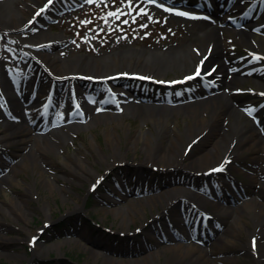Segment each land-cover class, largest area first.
Wrapping results in <instances>:
<instances>
[{"label":"rangeland","instance_id":"rangeland-1","mask_svg":"<svg viewBox=\"0 0 264 264\" xmlns=\"http://www.w3.org/2000/svg\"><path fill=\"white\" fill-rule=\"evenodd\" d=\"M39 1L41 0L35 1L36 4ZM130 2L131 9L128 7L129 0H94L91 4L87 3L83 9L73 12L53 2V5L48 7V11L54 13L42 27H38L40 31L36 28L37 26L35 27L37 24H34L33 27L36 29L32 31L30 29L32 32L30 33V23L27 20L24 21L29 16V11H25L24 15L18 13L15 24L23 21L24 23L13 34L19 36L18 38L15 37L17 41L35 43L42 40L41 44L47 43L46 52L51 53L53 57H61L62 59L58 60L61 67L65 65L63 60L69 59L70 54L84 53L92 55L96 53L101 56L107 55L113 50L121 52L123 60L122 64L119 65L120 70L114 76L113 81L107 84L121 86L123 87L122 90L128 92V94L131 92L129 89H131L147 98H168L171 95V90H166L162 83L170 80L177 81L188 72H192L196 63L186 67L170 66L156 69L150 64V66L140 64L136 60L143 59L142 61H144L153 52L160 54L158 56H167L169 50L172 49L171 52L174 53V50L179 51L185 46L195 53L192 40L189 37L191 32H194V27L198 28L203 21L187 20L174 12L164 11L155 4H148L145 0H130ZM29 8L33 9L34 7L31 5ZM141 8L146 10L147 15H137ZM117 9L124 13L131 12V14L121 15L119 19L108 17V23H105L104 17L107 16V13L115 12ZM133 16L136 17L135 22L132 20ZM149 16L152 17V20H149ZM11 20L9 17L4 18L3 21L0 20V46H2L0 56H3L6 65H12L14 70H22L17 63H14L15 57L19 55L21 50L13 41L3 37L5 29L1 27V24L12 23ZM124 20H127L128 23L124 24ZM81 21H91V23L84 24ZM142 24H147V27L142 28ZM197 28L195 30H199ZM247 32L249 40L244 42H241L235 36V31L230 27L224 33V35L230 36L235 41L231 49L233 57L242 58V61H235L236 63H233V65L244 66L247 64L246 62L243 63V60L250 59V51L264 52L263 48L250 45V43L261 37L260 33L253 35L251 30ZM55 38L67 39L68 42L62 43L59 40H54ZM64 47H67V50L65 49L60 53L61 55H58L57 53ZM255 63L264 72V61L259 59ZM67 68L63 71L72 69L77 71L78 69L74 62H70ZM105 68L101 69L109 71L114 67ZM200 69L202 71L203 67L201 66ZM38 71L41 82L46 81L44 84H48L52 81V75L47 67L40 68ZM78 76L82 78V81L88 83L95 92L97 91V94L105 92L104 95L107 96L106 88L109 85L107 86L103 81L97 80L96 77ZM139 77H145V79ZM257 77V75L248 74L239 83L242 90L237 94L244 103L249 102L255 108L262 101L260 96H255L257 88L254 81L257 80ZM5 80H0V90L4 93L6 101H9L6 95L10 94V90L6 89L8 81L4 82ZM57 81H59L58 84L61 87L62 80L58 79ZM192 84L195 89L200 88L198 79H193L182 85H175L171 89H173L172 91L181 90ZM79 86L81 87V85ZM222 86L219 83L217 90L224 93L225 89H222ZM199 90L205 91L202 87ZM130 95L132 96L133 93L131 92ZM107 97L109 98V96ZM110 98L113 99L114 97ZM31 99L37 104L33 114L38 118L41 111H43L41 105L46 102V98L38 100L31 93ZM94 105L97 106V103H94ZM126 106L122 108L123 117L121 120H115L116 124L105 111L101 110L97 113L98 116H101L99 117L101 120L89 127L86 122H91L92 119L84 121L85 123H77L76 126L61 129L55 124L46 123L47 119L45 117L42 118L43 130L42 128L39 131L33 130L28 142L34 141L32 136L41 132L47 136L52 147L46 150H37L36 155L32 158L27 156L26 159H23L25 161L24 165L18 164L20 158L27 151L24 142L14 140L10 145L0 147V159L3 160L4 166L7 167L11 162H16L13 176L16 178L14 180L18 182H13L9 177L0 180V264H107L103 262V253L128 261L141 258L144 254L155 250H162L164 246L171 244V238L175 241L180 240L177 232L172 228L180 221L179 217L182 216L175 208L162 209L161 205L156 202L155 204L153 202L151 204L142 201L136 202L135 214L125 224H121V215H115L113 211L106 210L107 208L121 206L122 212L127 215L130 210V208L129 210L126 208L127 201L143 200L146 195L158 194L160 192L159 188L162 186V184H159L161 180L172 182L173 186H184L183 182H188L187 180H192L195 184L205 182V185H207L201 191H194V189L184 186L198 196V198L190 199L191 204L197 206L200 212L202 211L203 216L206 215L209 218L211 215V218H207L205 222H202V224L207 225L208 232L211 230V234L214 235L210 241L202 237L203 235L194 234L193 231L190 232L192 227L196 228L195 226L185 225L190 234H188V239L182 240L183 243L196 242L198 246H201L204 241L208 246L215 241L213 248L209 250L211 262H201L199 264H264V231H258L255 228L256 226L254 227L255 220L260 218L254 215L257 208L254 212L251 209L242 212L239 221L236 223L233 222V216L227 217L223 223L222 221L216 223L215 218L220 215L221 208L218 204L213 205L207 201L210 199L207 194L211 196L221 194L224 200L228 202H225V204L234 207L236 203L233 202V198L238 201L250 196L251 192L248 185L256 187L260 185L257 182L252 183L249 176L251 174L250 166L253 163L252 158L257 155V150L255 148L247 149L239 155L238 159L233 160L236 170L227 169V166L224 167L227 175L235 172L237 176V179H234V183L231 184L238 187V192L233 194V198L228 197L227 193L234 188L229 187L224 192L219 188L220 186L214 183L217 178L219 182L227 180L218 172L203 176L192 171L193 175L191 174V176L183 173L184 176L181 178L161 179L169 178L171 172H159V170L153 168L149 171V178H143L144 176L137 172L141 168L139 163L146 160L142 151L143 145L139 141L135 147L127 148V138L138 133V131L143 132V134L151 131L154 134V129L150 121L141 120L145 116L143 110L134 106L132 109ZM105 110L107 111V109ZM171 111L172 113L175 112L174 110ZM2 112L3 108L0 103V130L4 128L2 126L3 122H1ZM111 112L114 114L115 111ZM176 116L179 131H182L180 140L177 141L178 146L181 148L183 146L181 140H186V133L183 131L186 128L185 122L188 118L183 110L177 113ZM202 116H207V113L203 112ZM104 118L106 119L104 120ZM221 121L222 119L219 120V123ZM246 121L255 123L254 116L249 115V119L245 120L244 117L239 115L240 123ZM164 122L161 125L160 137H151V140L156 143V145L151 143L155 146L154 154H158L161 148L166 150V147H168L166 145L173 136V131L169 132L172 125L167 124L166 121ZM107 126L112 134L118 138V146L113 148L122 155L124 160L123 162H117L118 165H108L110 163V151L112 150L106 141L105 128ZM221 128L222 126L219 125V129H213L202 141L199 140L200 148H204L205 141H209L207 143L208 147L211 146L212 137L210 135H213L214 138L219 137L218 139L222 144L226 143V135L223 136L224 139L221 137L222 133L228 132H223L228 128ZM54 130H58L55 135L50 134V131ZM18 134L24 136L27 131L18 129ZM187 142L189 145L187 144V147L182 148L185 152H190L191 156L200 154V148L191 147L193 143L189 140ZM16 154L21 155V157L14 158ZM150 161L158 163L155 158H151ZM37 164L46 169L47 173L45 174L50 179L43 178V174L38 171ZM209 166L210 164L200 166L199 172ZM71 167L75 172L70 170ZM195 168H197L196 164L193 165V169ZM3 172H8V169ZM123 174L128 176L127 179H122ZM94 183L95 186L91 188V184ZM121 183L125 184L126 187L125 190H123V187L120 188V192L125 194L123 200L118 197L119 190L116 189ZM240 187L241 189H239ZM262 188L264 189V186ZM4 194L12 196L16 203L22 206L24 213L22 216L17 214L13 207L9 208ZM112 197L118 203L110 205L108 201ZM225 204L223 203L221 206ZM89 219L93 222L92 224ZM226 221H229V223ZM63 224L67 227L62 230L60 227ZM162 226L166 228V232H169L168 230L170 232L160 231L159 228ZM35 232L38 233V237L31 243L29 235ZM224 235L228 239H223L222 236ZM219 237L220 239H218ZM60 241L62 244H58ZM94 243L102 245L96 247ZM257 246L259 250L256 249ZM108 248H112L111 250L114 253L107 251ZM94 250L101 252L100 255L96 257ZM11 254L21 256L13 258L10 256ZM169 255L170 251L165 249L155 260L150 261L148 264H191L187 262L186 258L173 259L172 263H168ZM29 259L31 260L28 263Z\"/></svg>","mask_w":264,"mask_h":264},{"label":"bare ground","instance_id":"bare-ground-1","mask_svg":"<svg viewBox=\"0 0 264 264\" xmlns=\"http://www.w3.org/2000/svg\"><path fill=\"white\" fill-rule=\"evenodd\" d=\"M35 1L38 0H0V20L3 21L6 17L12 19V23H5L4 25L1 24V27L5 29L3 37L13 41L21 50H18L19 55L15 57L14 63H17L23 69L24 74L29 75L36 74L37 72H39L38 70L40 68L47 67L50 70L52 81L48 83L47 86L51 87V89L53 90V94L56 96H53L54 102L52 106H43L44 108H46L44 109V113L42 115L44 117H47L48 124H58L62 122L66 123L68 121L72 122V124L70 123L71 125L67 126L64 123L61 126V129H65L67 127L76 126V122L78 121H88L89 119H92V123L86 122V125L88 127L92 126L97 121L101 120V118H99L101 116H98L96 114L97 106L92 104L96 100L97 96L95 94H89V92H86L87 90L92 89H90L89 84L82 81V78H80L78 75L96 77L97 80H101L107 84L113 81L114 76L119 72L118 70H120L119 65L122 64L123 60V56L121 55L122 53L113 50L110 51L107 55L101 56L96 53L92 55H86L84 53L70 54L69 59L63 60V64L65 65L61 67L58 60H61L62 58L59 56L53 57L51 53L46 52L45 49L48 47V44H41L40 42H42V40L35 43L31 41H17L15 37L18 38L19 36L13 33L14 31H18L17 29L19 28V26H22L24 21L27 20L30 23L29 31L30 29L32 31L38 27H42L46 23L47 19H49L54 13L53 11H48L47 8L44 9V11H41L42 9L40 8V5L47 4V2H45L44 0L39 1V3L37 4ZM252 1L255 2L257 9L261 8V15H264L263 1ZM53 2H56L59 5L68 3L67 0H53ZM53 2L48 5H52ZM31 5H33V9L29 8L31 7ZM229 7L232 9V11L234 10L233 8L238 9L233 5H229ZM25 11H29V16H27L23 22L15 24V21L18 18V13L24 15ZM213 11L214 14H212V17L202 19L204 23H200V26H198V28L194 27L195 29L197 28L199 30L194 29V32H191V36L189 38L192 40V46L195 49V53H193L191 49L185 46L179 51L174 50V53L171 52L172 49L169 50L170 52H167V56H158L160 54L153 52V54L150 55L151 57L149 56V58L145 59L144 61H142L143 59L136 60V62H140V64L144 65L150 64L156 69H163L170 66L186 67L187 65L196 63L195 66L199 65L203 67L201 76H206L205 80H209L215 73H222L220 83L221 85H223L222 89H225V92H210L209 88H207L208 86L202 85L204 84V80H202L201 77H199L200 79L198 78V80H201L199 86H203L205 91H201L199 94H197L198 88H194V83L182 90H175L168 98L165 97L162 99L151 100L148 103L143 101L144 96L135 92L137 93L135 95H137L139 98L133 99V101L126 107L131 109L135 107L143 110L145 116L143 117L144 119L142 118L141 120L145 121L146 119L150 121L152 128L154 129V134L151 131L146 132V134L138 131V133H135L133 134V136H129L127 138L126 147H135L139 141L143 145L142 151L145 154L146 160L139 163L141 165V168L138 169L137 172L138 174H142L144 176L143 178L146 179L149 178V171L150 169H153L154 166H156V168L159 170L171 172L169 174V178L161 179L181 178L182 176H184L183 173L191 176V174L193 175L192 171L195 173L199 171L200 166L206 164H210V166H220L219 164L225 163L227 169H235L233 160L238 159L239 155L243 151H246L250 148H255L257 150V155H254L252 158L253 163L252 166H250L251 174H249V176L251 177L252 183L257 182L260 183V185L258 187L248 185V188L251 192L250 196L245 197L242 200H235L236 205L234 207L227 206L225 202L224 206L227 207L218 204V206L221 208V211L220 215L215 219L216 223H219L221 221L223 223L225 222L227 217L233 216V222L236 223L239 221L242 212L250 209L254 212V210L257 208L254 215L260 218H257L255 220L254 227L256 226L255 228L258 231H264V189L262 188V186H264V113L261 111V108L257 110L259 116H261L260 114H263L259 124L253 122L250 123L249 121L240 123L239 115L244 117L245 120H248L249 116L245 114L246 105L244 101L241 99V97L236 95V89L239 87V83H241L242 80L246 78L247 74H241L239 70H247L249 68L248 70H251V72L257 75L258 77L257 80L254 81V84L258 89L260 87H264V73L258 70V66H251L249 64L246 67H239L238 71L230 70V68L234 67L233 65H231V62L234 60L233 53L231 52V44L234 42V40L230 36L224 35L225 31H227L228 29L227 25H230V20L221 16L219 11H217L216 9H214ZM37 13H40V15H37ZM34 24H37L35 25V27L37 26L36 28L33 27ZM233 29L235 31V36L238 37L241 42L249 40V34L247 32V28L244 25H237V27H234ZM31 31L30 33H32ZM38 31H40V28H38ZM54 40H59L62 43L68 42L67 39L63 38H55ZM250 45L264 49V37L256 39L255 42L250 43ZM65 49L67 50V47H64L57 54L61 55L60 53ZM57 54L55 53V55ZM2 57L3 56H0V58ZM255 58L256 57H253L250 60V64L253 63L252 65H256V63L253 62L255 61ZM70 62L76 63V67H78L77 71H75V69L63 71L64 69H68L67 66L70 64ZM103 67L114 68H112L113 70L111 69L109 71H104L101 69ZM13 69L14 67H12V65L8 66L5 64L3 58L0 59V80L6 79L4 82L9 81L10 83H16L17 80H20V77H15L14 75H12L11 78V71ZM89 70H91L93 73ZM150 75L152 77H155L152 74ZM27 77L28 76H26V78ZM58 79L62 80L63 82H61V87L58 84ZM26 80H28V78ZM209 84L210 83L208 82V85ZM79 85H81V87ZM16 89L20 92L15 94L14 92ZM16 89L10 92L9 101L3 102V118L1 122H3L2 126H4V128L0 130V147L10 145L14 140L24 142L27 151L22 157L18 154H16V156L14 157L17 158L20 156L21 158L19 162H17L18 164L24 165V158L26 159L27 156L29 158H32L36 155L35 152H37V150H46L47 148H51L52 145L47 139V136L41 132H38L34 136H32V139L34 141H32L31 143L28 142L30 140L29 138H31L30 136L33 130L39 131L41 130V128H43L41 120L42 116L39 115L38 118L35 117L33 112L37 107L36 102L31 99V97L27 93H21V90H18L19 88ZM74 93L83 94L78 95L77 99H73L71 95H73ZM59 94L61 96H58ZM74 102L78 103L79 107L74 105ZM57 104H59V108H62L59 111H57V107H54L55 105L57 106ZM106 104V106L111 108L112 110L113 108L121 109V107L119 106H122L120 105V103L116 104L113 101H106ZM122 108L124 107L122 106ZM171 110H174L175 112L172 113ZM181 110H183L187 115L188 120H186L185 122L186 128L183 131L186 133V140H181V145L183 146H181L180 148L177 141L180 140V133L182 131H179V128L177 126L176 114ZM203 112H206L207 116L203 117ZM62 115L64 120H61ZM108 115L114 120V122L115 120H121V118L123 117V113L121 112L115 114L109 112ZM105 119L106 118H104V120ZM220 119H222L221 123H219ZM164 121L168 122L167 124L172 125V128L169 129V132L173 131V136L176 137L172 136L169 139L166 145L168 146L166 147V150L161 148L158 154H154V145H156V143L151 140V137H160V132L162 131L161 125L165 123ZM219 125L222 126L221 129L228 128V130H224L223 132L228 131L229 133H222L221 137L222 139H224L223 136L226 135V143L222 144L218 139L219 137L216 136L214 138L213 135H210L212 137L211 146L208 147L207 143L209 141H205L204 148H200L201 145L198 141H202L203 138L206 135L210 134L213 129H219ZM18 129L27 131V134L24 136L19 134L17 135ZM54 131H50V134L55 135L58 130ZM227 133L229 134V136ZM105 134L108 146L112 150L110 151V163H108V165H114L120 161L123 162L124 160L122 155L114 150V148L118 146V138L116 137V135L112 134L108 126L105 128ZM188 140L193 143L191 147H194L196 149L200 148V154L191 156L190 152L187 153L183 150L188 144ZM151 143H153L154 145H152ZM151 158H155L157 160L156 162L158 163H152V161H150ZM79 162L81 163V161ZM194 164H196L197 166V168L195 169H193ZM16 165V162H11L9 166H5L3 171L5 169H8V172L1 173L0 180L9 177L13 180V182L18 183L17 180H14L16 178L13 176ZM37 167L39 168V173L43 174L44 179H50L45 174L47 173L46 169L42 168V166H40L39 164H37ZM70 170L72 172H75L72 167L70 168ZM187 181L188 182H183V185L194 189V191H201L202 189L207 187V185H205V182L203 184H195V182H192V180ZM159 184H162V186H160V192L158 194L152 196L146 195L143 200L137 199V201H127L126 208L128 210L130 208V210L128 211L129 215H125V213L122 212L123 210L121 206L105 209L113 211L115 215H121V224H125L127 220H131L132 215L135 214L134 208L136 207V202L142 201L146 202L147 204H151V202L155 204L156 202L157 204L161 205L162 209L171 207L175 208L180 213V215H182L181 217H179V220L181 222L182 220L188 221L189 219L196 221L194 223L197 224L198 222L202 221L199 218L202 215L200 209L197 206H193L190 202L191 198H198V196H196V193L190 191L187 187L184 186H173L172 182H168L167 180H161ZM121 187L124 188L123 190H125L126 188L125 184H121L116 188L117 191L119 190V193L116 194L119 195L118 197H121L123 200L125 194L120 192ZM233 194H236L234 190L231 191L232 196ZM4 195L9 208L13 207L17 211V214L22 216L24 214L22 206L17 204L12 196L8 194ZM108 203H110V205H113L118 203V201L115 200V198L113 199L112 197V199L109 200ZM210 203L215 205L216 203H218V201H212ZM180 221H178L176 224L174 223L175 225L172 228H180ZM226 222L229 223V221ZM165 229L166 228L163 226L159 228V230L163 232H166ZM168 231L170 232V230ZM182 237L188 238L185 232L183 233ZM222 237L223 239H228L226 235ZM218 239H220V237ZM170 240L171 244L164 246L162 250H155L150 253L144 254L141 258H135L128 261H124L123 259H119L113 256H108L103 253V262L107 264H148L150 261L155 260L157 256L160 255L165 249H168L170 251V255L168 256V263H172V261L176 259L181 260L184 258H186L187 262L191 264L211 262V260L209 259V250L213 248L215 241L211 242V244L208 246L204 245L202 247L193 242L183 243L182 241H175L172 238ZM58 244H62V242L60 241ZM98 245L102 244L94 243V246ZM258 248L259 247L257 246L256 249L259 250ZM111 249L112 248H108L107 251H110V253H112L113 250ZM95 252L96 257L101 253L97 251ZM10 256L14 258L16 256L20 257L21 255L11 254ZM34 256H36V254H34ZM30 260L31 259L28 260V263L30 262Z\"/></svg>","mask_w":264,"mask_h":264},{"label":"snow or ice","instance_id":"snow-or-ice-1","mask_svg":"<svg viewBox=\"0 0 264 264\" xmlns=\"http://www.w3.org/2000/svg\"><path fill=\"white\" fill-rule=\"evenodd\" d=\"M49 4H51L53 2V0H48ZM87 3H93L94 0H86ZM146 3L148 4H155L157 7H162L164 11H171L172 9L171 8H165L163 7V5L161 3L158 2V0H145ZM167 3L171 4V0H166ZM128 7L129 9L132 8V5H131V2L129 0V4H128ZM41 11H44V9H42ZM131 12H128V13H124L123 11H121L120 9H117V11L115 12H109L107 13V16L104 17V20H105V23H108V17H115L116 19H119L121 15H130ZM176 15H181V16H187L188 14L185 13V12H176L175 13ZM37 15H40V13H37ZM137 15H147V12L144 8H141L139 10V12L137 13ZM194 18V17H193ZM133 22H135L136 20V17L133 16L132 18ZM149 20H152V17L149 16ZM81 23H84V24H87V23H91V21H81ZM124 24H127L128 21L127 20H124L123 21ZM141 27H147V24H142ZM256 59H260V57H256ZM200 74V71H199V68L197 69V73L196 75H199ZM210 74V73H208ZM140 79H145V77H139ZM193 77H188V79H192ZM78 107V106H77ZM250 112L253 111V110H249ZM217 170H220V169H217Z\"/></svg>","mask_w":264,"mask_h":264}]
</instances>
